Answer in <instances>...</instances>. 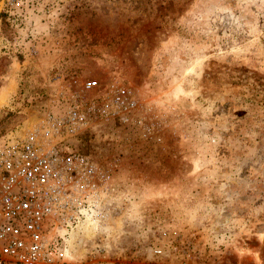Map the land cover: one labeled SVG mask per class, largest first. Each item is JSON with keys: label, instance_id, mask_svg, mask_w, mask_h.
Segmentation results:
<instances>
[{"label": "rangeland", "instance_id": "374dc122", "mask_svg": "<svg viewBox=\"0 0 264 264\" xmlns=\"http://www.w3.org/2000/svg\"><path fill=\"white\" fill-rule=\"evenodd\" d=\"M74 110L60 264H264V0H0V133Z\"/></svg>", "mask_w": 264, "mask_h": 264}, {"label": "built area", "instance_id": "2783aa9c", "mask_svg": "<svg viewBox=\"0 0 264 264\" xmlns=\"http://www.w3.org/2000/svg\"><path fill=\"white\" fill-rule=\"evenodd\" d=\"M76 110L0 141V264H60L68 233L90 215L96 170L64 144L85 125Z\"/></svg>", "mask_w": 264, "mask_h": 264}, {"label": "bare ground", "instance_id": "6f19581e", "mask_svg": "<svg viewBox=\"0 0 264 264\" xmlns=\"http://www.w3.org/2000/svg\"><path fill=\"white\" fill-rule=\"evenodd\" d=\"M78 229V230H77ZM83 231L87 236H89L91 234V229L90 226L87 222H79V224L74 227L72 229V231L70 233H72V238L71 240H67V245L69 246L68 252L71 253H75L76 248L78 247V243L76 242V240L78 239L76 235H78L79 237V233L80 231ZM76 234V235H75ZM70 235V234H69ZM76 236V237H75ZM69 241V244H68Z\"/></svg>", "mask_w": 264, "mask_h": 264}, {"label": "trees", "instance_id": "16d2710c", "mask_svg": "<svg viewBox=\"0 0 264 264\" xmlns=\"http://www.w3.org/2000/svg\"><path fill=\"white\" fill-rule=\"evenodd\" d=\"M6 136V134L0 133V141L2 140V138H4Z\"/></svg>", "mask_w": 264, "mask_h": 264}]
</instances>
